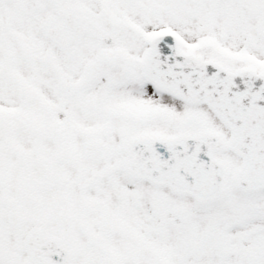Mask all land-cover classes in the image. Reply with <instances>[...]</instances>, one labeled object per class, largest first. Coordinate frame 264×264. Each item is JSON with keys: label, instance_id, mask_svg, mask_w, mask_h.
<instances>
[{"label": "snow or ice", "instance_id": "snow-or-ice-1", "mask_svg": "<svg viewBox=\"0 0 264 264\" xmlns=\"http://www.w3.org/2000/svg\"><path fill=\"white\" fill-rule=\"evenodd\" d=\"M0 264H264V0H0Z\"/></svg>", "mask_w": 264, "mask_h": 264}]
</instances>
